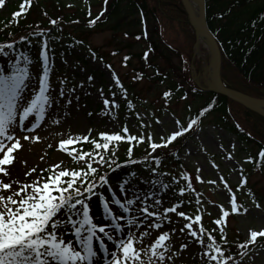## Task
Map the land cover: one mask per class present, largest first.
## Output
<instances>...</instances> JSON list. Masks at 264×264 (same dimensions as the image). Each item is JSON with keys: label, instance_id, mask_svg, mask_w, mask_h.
Listing matches in <instances>:
<instances>
[{"label": "rangeland", "instance_id": "374dc122", "mask_svg": "<svg viewBox=\"0 0 264 264\" xmlns=\"http://www.w3.org/2000/svg\"><path fill=\"white\" fill-rule=\"evenodd\" d=\"M15 1L5 0L3 6H0V18L6 17L8 7ZM68 1H71L69 13L73 12L76 7L86 9L89 6L92 15L99 11L101 2V0ZM70 27L74 29L76 25ZM73 29L68 30L71 33H77ZM169 33L175 40L183 41V38L177 35L175 31H169ZM83 35H78L80 37L78 39L82 38L84 42L81 46L64 44L60 46L49 42L47 48H44L47 57L49 92L53 103L47 109L44 121L40 122V127L34 133H25L19 127L17 128L16 135L21 138L22 147L14 153V161L16 162L20 157L30 161L29 166H24L23 174L19 179H16L18 181L30 183L41 176L46 177L51 166L57 163H61L63 168L80 167L83 162L78 165L71 160L67 153L57 150L58 142L67 139L69 136L90 135L91 139L96 138L100 132L123 134L122 128L126 125L130 134L138 137L140 135L145 136V142L137 144L133 150L142 154L150 152L151 149L147 143L148 135H151L153 140L159 143L161 136L167 137L171 132L184 127L205 101L202 99L198 103L195 101L197 99L192 97L177 99L175 96H171L168 98L169 96H164V93H170L166 89V84H160L157 80L154 82L136 81L131 69L136 68L137 63L133 60L131 66L127 67L123 62L124 55L138 53L142 48L123 50L115 56L113 52L119 47L118 38L114 39L110 32L93 29L88 30ZM195 49V51L192 49V58L195 62V71L200 73L196 75L195 80L200 85L209 88V53L203 45L199 50ZM15 63L14 59L0 56V73L9 74L12 65ZM173 64L178 65L176 59L173 60ZM19 66L23 67L24 65L20 64ZM38 66L44 68V60L41 65L30 64V76L26 79L23 90L25 97H30L35 90H38L39 76L41 75H36L39 71ZM163 68L166 69L165 64H163ZM171 71L178 77H171L174 79L175 85L180 83L183 73L188 75L187 85L191 84L189 82L192 76L190 65H178L173 67ZM89 77L93 79L90 81ZM117 77L124 84L122 90L116 84ZM61 80L65 81L64 85H60ZM61 91H63L62 96L60 95ZM104 98H108L110 101L114 100L119 104V107L110 108L106 113L103 105ZM127 101H131L133 105L131 109L127 107ZM21 103L24 101L22 100ZM232 112L245 130H248L255 137L264 136V125L258 124L256 118L251 114L247 115L248 111L246 112L242 107L234 105ZM32 119L34 118H30V120ZM200 119L201 123H196L190 131V133L194 131L191 138L185 140L187 135L181 136L172 143H183L182 151L178 156L179 165L176 166L174 165L175 161L166 159L161 162L158 173L154 174L150 169L147 171L140 170L141 172L135 178L121 174L122 169H115L113 175L108 178L109 186L113 191L109 193L107 188H100L98 191L105 195L109 203L112 197L123 201L125 197L140 196L143 198L146 194L152 197L148 203H152L155 199H161L162 204L159 207L161 214H163L164 207L180 203L181 206L177 211H184L193 219L196 214L201 215L200 224L206 230L204 236L206 243L208 242L207 231L213 233L217 242L220 241L221 233L213 221L222 214L221 205L230 212V203L234 196L241 211L239 214L230 213L225 218L226 225L223 235L228 243L245 242L249 238L250 230H264V170L244 169L243 161L234 155L232 138L214 126L212 116H202ZM53 120H58L59 123L53 124ZM157 120L160 123H156ZM230 120L236 124L232 116ZM176 121L180 123L177 124ZM28 123H25V127L28 126ZM141 124L145 126L141 127ZM89 130H91L90 134ZM25 134L38 135L40 139L37 142L24 141L22 137ZM87 144L89 143L77 144L72 147L89 151L93 146ZM121 152L120 149H117L116 155ZM167 153L164 152L163 155ZM32 169L35 171L31 172V175H26ZM197 169H200L199 173H197ZM107 171L108 169L105 168L102 173ZM182 174L188 175L190 180L184 181ZM197 175L201 177L203 182L196 181ZM173 177L182 183V187L190 182L193 190H187L183 196L178 195L179 191L176 192ZM125 181H131V185L127 186V192L121 190V186H125ZM209 181H215V183H209ZM242 181L244 183H241ZM225 182L228 185L227 188L224 186ZM162 185L169 187L164 188ZM197 199L200 200V204L196 203ZM197 209H199V213H197ZM243 209H247V212H244ZM150 210L157 211L158 209L153 207ZM90 214L96 218L97 222H103L101 220L102 208L96 198H93ZM131 215L138 216L139 214L133 209ZM168 216L171 222L164 221L163 227L159 230L147 228V221L140 229H131L134 236L142 230L148 232V235L140 238L135 244L137 249L143 250L141 252L143 264H150L149 257L156 264H161L157 257L151 256L148 248L150 242L157 237L158 232L162 231H169L170 235V240L166 241L170 247L165 252L163 264H206L205 259L202 258L201 246L198 243H193L190 237H186L185 233L179 231L189 221L176 216L175 213H169ZM199 226L193 225L197 229ZM173 228L176 229L175 232L170 231ZM125 229L127 230L126 225ZM262 239L264 238L258 237L257 240L259 242ZM181 243H187L189 246L181 251L179 250ZM159 251H164V249H159ZM145 252L147 255L144 254ZM173 252L176 255L173 256ZM169 256L172 259L169 260ZM236 264H264V247L252 248L242 258L240 257Z\"/></svg>", "mask_w": 264, "mask_h": 264}, {"label": "snow or ice", "instance_id": "6c2138e0", "mask_svg": "<svg viewBox=\"0 0 264 264\" xmlns=\"http://www.w3.org/2000/svg\"><path fill=\"white\" fill-rule=\"evenodd\" d=\"M4 2L5 0H0V6H3ZM20 15L21 12L14 13L15 17ZM89 15H91L90 11ZM100 15H103V12ZM98 19L99 16L90 20L89 25H94ZM50 24L57 25V20L52 19ZM33 35L44 36L45 33L41 31ZM27 39L28 37L20 38L21 41ZM14 47L15 42L0 44V56L16 61L9 74L0 73V174H2L0 175V264H143L141 258L143 250L137 249L135 244L140 238L148 235V232L142 230L134 236L131 229H140L147 221V228L159 230L163 227L164 221L171 222L169 213H175L176 216L189 221L179 231L185 233L186 237H190L193 243L201 246L202 258L205 259L206 264H230V262L236 264L233 256L226 254L221 243H218L211 233H207L208 242L206 243L204 239L206 230L200 224L201 215L196 214L193 219L184 211H177L181 206L180 203L164 207L161 214L159 211L161 199L148 203L152 197L146 194L143 198L125 197L123 201L112 197L109 203L105 195L98 191L100 188H107L109 193L113 191L109 186L108 172L101 173L105 168L111 172L121 167L116 161L120 142L129 144L127 162L137 163L133 158V148L137 144L144 143L145 136L138 137L130 134L126 125L122 128L123 134L100 132L96 138L90 139V135H81L60 140L57 150L67 153L78 165L83 162L80 167L63 168L61 163H57L51 166L46 177L41 176L30 183L12 179L5 181L4 177L10 178V168L5 166L14 163V153L22 147L21 138L16 135L17 128L19 127L25 133H34L40 127V122L44 121L47 109L53 103L49 92L47 57L44 51V48H47V42L44 43L40 52V57L44 60L43 74L39 76L38 90H35L30 97L23 95L26 79L30 76V59L23 53L12 57L9 50H13ZM127 59L128 57H125V60ZM20 64L24 66L21 67ZM88 79L91 81L93 78ZM59 83L64 85L65 81L61 80ZM116 84L122 87L118 77ZM60 95H63V91ZM101 95H103L102 92ZM169 95L168 92L164 93L165 97ZM124 98L126 100V95ZM22 100L24 103H21ZM103 105L106 113L110 108L119 107V104L108 98L103 99ZM127 107L129 109L133 107L131 101H127ZM203 114V112L200 113L201 116ZM30 118L34 119L30 120ZM26 122L29 123L25 127ZM52 123L58 124L59 121L53 120ZM156 123L160 121L157 120ZM176 123L180 122L176 121ZM196 123V120H191L187 126L171 132L167 137L161 136L159 143L148 135L147 143L151 151L147 152L145 161L151 159L158 167L160 160L153 153L161 147L168 148L179 137L191 131ZM144 126L141 124V127ZM90 132L91 130L89 134ZM22 139L37 142L40 138L38 135L25 134ZM83 143H90L93 146L92 149L83 151L72 147ZM259 156L264 157V150L259 153ZM251 159L249 157V161ZM156 170V167L150 169L154 174ZM34 171L35 169H32L26 175H31ZM196 171L199 173L200 169ZM131 175L133 178L136 176L135 173ZM182 179L189 181L190 177L182 174ZM196 181L203 182L199 175L196 176ZM209 183H215V181H209ZM124 185L121 186V190L127 192V186L131 185V181H125ZM224 186L228 187L226 182ZM162 187L169 186L162 185ZM186 190H193L190 182L186 184V187L179 189L178 195L183 196ZM93 198H96L102 208V223L97 222L96 218L90 214ZM196 203L200 204V200L197 199ZM153 207L158 210L151 211ZM133 209L139 214L138 216L131 215ZM220 211L222 214L213 223L218 226L221 233L220 242L226 245L228 241L223 235L225 218L230 213L239 214L241 209L233 196L230 212L225 210L223 205L220 206ZM243 211L247 212V209ZM194 224L200 225L199 228H194ZM170 231L175 232L176 229L173 228ZM258 237L264 238V230H250L249 238L239 243L237 247L247 250L249 245L257 242ZM169 240V231H162L158 232L155 240L150 242L148 251L151 252V256L157 257L161 264L165 261V252L170 247V244L166 243ZM188 246L187 243H181L179 250L182 251ZM144 254L147 255V252ZM245 254V251L239 253L241 258ZM172 255L176 253L173 252ZM168 259L172 257L169 256ZM149 260L150 264H156L155 261H151V257Z\"/></svg>", "mask_w": 264, "mask_h": 264}, {"label": "trees", "instance_id": "16d2710c", "mask_svg": "<svg viewBox=\"0 0 264 264\" xmlns=\"http://www.w3.org/2000/svg\"><path fill=\"white\" fill-rule=\"evenodd\" d=\"M70 2L68 0H30L31 5L28 11L14 18L12 23L8 24L9 20L5 19L3 24L0 22V43L15 42L12 50L15 55L23 53L28 57L36 56L41 38L33 33L49 29L52 19L57 20V25L51 31L53 40L62 39L76 43L83 40L81 38L79 41L78 35H85L88 30L108 31L114 39L118 38L119 47L113 55L117 56L123 50L142 48L138 53H128V59L123 61L127 67L131 66L133 60L136 61L137 67L131 69L136 81L157 80L160 84H166V89L171 93L168 98L171 96L177 99L192 97L197 99L195 101L198 103L199 100L205 99L203 103L200 102L202 105L195 117L198 118L201 112L205 117L212 116L214 126L234 137L238 150L241 152L240 155L244 154L248 165L256 167L261 163L264 157H260L259 153L264 150V136L255 137L241 126L232 112V107L237 104L223 96L202 91L191 81L188 86L186 73H183L182 80L180 79L181 84H174L175 81L171 77L176 75L171 70L178 65L191 64L192 48L195 42L194 31L178 0H108L103 6V15L100 13L94 17L90 16L89 11L84 7H76L69 13ZM204 3L207 26L221 51V78L225 86L248 96L264 99V0H204ZM16 8L12 6L15 12ZM98 16L99 19L90 26L89 21ZM72 22L78 23L74 29L70 27ZM68 29H73L77 33H71ZM169 31H175L183 38V41L175 40ZM21 37H28V39L21 41ZM175 59L178 65L173 64ZM163 64L166 65V69L163 68ZM249 114L256 118L258 124L264 125L262 118L247 112V115ZM231 116L236 124L230 120ZM182 145L183 143L179 142L167 149L156 150L153 155L160 160L158 167L151 159L145 161L146 155L140 152H134L133 158L143 167L148 165L160 169L161 162L166 159L175 161L177 166L176 159ZM122 148L124 145H121L120 149ZM164 152L168 153L163 155ZM249 157L252 158L251 161ZM117 163L126 165L128 169L133 168L132 163L127 162L125 156L118 159ZM207 233L211 232L207 231ZM218 243H221L226 254L232 255L234 260L241 257L239 253L242 251L247 254L254 247H264V240L249 245L247 250L239 249L237 247L239 243L224 245L219 240Z\"/></svg>", "mask_w": 264, "mask_h": 264}, {"label": "water", "instance_id": "95a60500", "mask_svg": "<svg viewBox=\"0 0 264 264\" xmlns=\"http://www.w3.org/2000/svg\"><path fill=\"white\" fill-rule=\"evenodd\" d=\"M182 4V6L185 9V12L187 13L190 23L192 27L194 28L196 34H197V29L201 33V37L205 41L209 54H210V66H211V83L212 87L210 91L222 95L229 100L241 105L245 109H247L250 112H253L260 117L264 118V110L259 108V106L264 107V100H257L254 98H251L249 96H246L244 94L232 91L230 89H227L221 80L220 76V69H221V53L219 50V47L217 45V42L211 35L210 31L208 30V27L206 25L205 21V15H204V3L203 0H198L200 4V19H196V25L198 28H196L194 24V16L191 14L190 9L188 7V4L186 3L185 0H179Z\"/></svg>", "mask_w": 264, "mask_h": 264}, {"label": "bare ground", "instance_id": "6f19581e", "mask_svg": "<svg viewBox=\"0 0 264 264\" xmlns=\"http://www.w3.org/2000/svg\"><path fill=\"white\" fill-rule=\"evenodd\" d=\"M185 1L188 4V7L190 9L191 14L195 18L194 24H195L196 28H198V26L196 25L197 24L196 19H198V20L200 19V12H201L200 11V4H199L198 0H185ZM202 45H204V47L206 48L204 40L201 37V33L197 29V48L199 49ZM208 77H209V85L211 86L212 85V83H211V66H209V69H208ZM259 108L264 110L263 106H259ZM29 163H30V161H28V159H25L24 157H20V159L17 160L12 165L5 166V167L10 168V178L4 177V179L6 181H8L9 179H12V180L19 179V177L24 172V166H26V167L29 166ZM0 175H2V174H0Z\"/></svg>", "mask_w": 264, "mask_h": 264}]
</instances>
